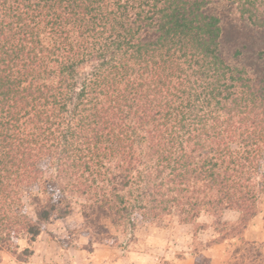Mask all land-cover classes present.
<instances>
[{
	"label": "trees",
	"instance_id": "trees-1",
	"mask_svg": "<svg viewBox=\"0 0 264 264\" xmlns=\"http://www.w3.org/2000/svg\"><path fill=\"white\" fill-rule=\"evenodd\" d=\"M263 160L264 0H0V251L27 261L68 195L90 243L252 217Z\"/></svg>",
	"mask_w": 264,
	"mask_h": 264
},
{
	"label": "rangeland",
	"instance_id": "rangeland-1",
	"mask_svg": "<svg viewBox=\"0 0 264 264\" xmlns=\"http://www.w3.org/2000/svg\"><path fill=\"white\" fill-rule=\"evenodd\" d=\"M254 178L256 199L252 204V209L255 215L261 214L264 216V160L260 163V169ZM68 197L72 200L70 214L60 219L53 218L46 225V229L42 231L46 238L56 243V245L53 244L52 247H49L47 251L45 250L47 254L49 252V254L57 256L55 259H50L53 264H73L70 261L71 256L75 259V264H82L81 261H76L79 260L77 252L73 253L72 251L70 253L69 250H66L71 246L76 247V249H80L83 246L85 250L90 251L96 247L100 250L97 252L99 257L108 253L109 259L104 260L101 264H112L116 257L129 256V251L141 253L139 256L144 259L142 261L138 260L139 264H183V259H186L189 253H199L198 251L202 248L204 249L205 241L210 244L224 242L233 237H240L244 229L243 225L245 224L246 226L253 217L232 208L220 209L213 214L201 212L197 218L188 222H183L181 216L175 211L170 215L149 220L134 215V227L126 223L116 227L108 225L112 236L116 239L115 244L111 245L94 241L90 243L88 238L82 234L84 227L82 226L83 217L80 203L83 199L76 195H68ZM25 208L29 214H32V207L26 198ZM85 238L87 242L82 243L81 241H85ZM18 243L20 247L25 245V241L22 239L18 240ZM230 244L238 247L232 250L233 255L237 251L240 254L242 250L243 254L247 255L260 250L263 257L259 256L257 258L258 264L264 262V253L261 251L260 244H253L252 241L245 239H242L239 243L233 241ZM59 247L65 250V253H59L61 252ZM239 249L241 250L239 251ZM9 255L14 258L11 254ZM242 260L239 255L236 261H231L229 264H243ZM136 261L133 258L130 262L133 264ZM145 261L148 263H145Z\"/></svg>",
	"mask_w": 264,
	"mask_h": 264
},
{
	"label": "crops",
	"instance_id": "crops-1",
	"mask_svg": "<svg viewBox=\"0 0 264 264\" xmlns=\"http://www.w3.org/2000/svg\"><path fill=\"white\" fill-rule=\"evenodd\" d=\"M46 234V233H45ZM84 239V238H83ZM86 239V238H85ZM241 239H245L247 241H252L253 244H260L261 251L264 253V216L263 215H255L253 216L250 221L246 224L243 232L241 233L240 237H233L229 240H225L224 242H216L207 244L205 241L204 249L202 248L199 253H192L187 255L186 259H183V264H195V258L198 255L204 256L208 260V264H229L231 261H236L239 257V252L232 254V250L236 248V245H231L230 243L233 241L241 242ZM139 240V239H138ZM84 241V240H83ZM82 243H86L87 239ZM55 244V241L46 238L44 232L40 233L39 236L33 243V253L25 262H19L16 259L12 258L9 254L0 251V264H53L50 259L57 258L54 254L46 253L49 247ZM238 248V247H237ZM46 250V251H45ZM61 252L65 253V250L59 247ZM70 253H78V259L76 261H81L82 264H101L104 260H108L110 256L108 253H105V256H97V252L100 251L96 247L93 248L92 251L85 250L83 246L80 249H76V247H69ZM129 256H124L123 258H114L112 264H132L130 262L133 258H135L138 263V260L142 261L144 258L139 256L141 253L129 251ZM138 258V259H137ZM73 264H75V259L72 258L71 260ZM129 262V263H128ZM133 263V264H136ZM145 263H148L145 261Z\"/></svg>",
	"mask_w": 264,
	"mask_h": 264
}]
</instances>
